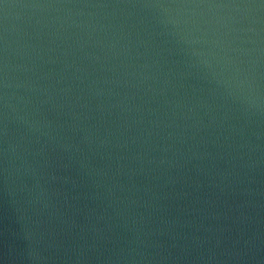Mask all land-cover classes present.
Wrapping results in <instances>:
<instances>
[{
	"label": "water",
	"instance_id": "1",
	"mask_svg": "<svg viewBox=\"0 0 264 264\" xmlns=\"http://www.w3.org/2000/svg\"><path fill=\"white\" fill-rule=\"evenodd\" d=\"M0 264H264V0H0Z\"/></svg>",
	"mask_w": 264,
	"mask_h": 264
}]
</instances>
